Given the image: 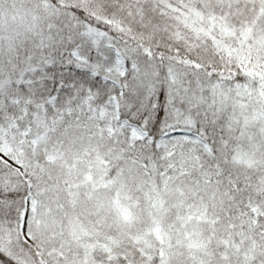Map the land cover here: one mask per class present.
Listing matches in <instances>:
<instances>
[{
  "label": "trees",
  "instance_id": "obj_1",
  "mask_svg": "<svg viewBox=\"0 0 264 264\" xmlns=\"http://www.w3.org/2000/svg\"><path fill=\"white\" fill-rule=\"evenodd\" d=\"M29 1L51 16L42 38L26 36L9 53L18 70L2 59L3 78L25 74L0 92V126L18 125L24 163L22 176L0 162V264H160L166 249L170 264H264V0H195L203 17L227 29L212 38L157 0ZM80 25L142 56L155 73L153 91L131 73L103 79L71 57L77 47L92 53ZM169 65L206 78V89L209 82L230 85L247 125L231 124L232 107L207 105V91L201 101L181 103L184 113L173 119ZM114 100L119 123L110 134V116L98 112L114 116ZM121 122L154 142L187 129L209 150L177 136L167 140L176 147L166 156L154 144L132 142ZM42 135L47 144L36 148L32 141ZM29 195L39 205V228L29 231L28 245L19 224ZM121 201L126 217L111 208ZM158 202L168 239L145 250L148 209Z\"/></svg>",
  "mask_w": 264,
  "mask_h": 264
},
{
  "label": "rangeland",
  "instance_id": "obj_2",
  "mask_svg": "<svg viewBox=\"0 0 264 264\" xmlns=\"http://www.w3.org/2000/svg\"><path fill=\"white\" fill-rule=\"evenodd\" d=\"M157 1L169 7L172 11H179L181 13L185 12L187 16L189 15V18L191 19L189 26H192L195 33L198 31L203 36L212 38V35L215 33L214 31L218 28L219 31H224L225 35L228 34L226 31L227 29H225L222 24L218 22L215 23L212 19L205 18L198 12L194 6L195 0ZM49 11L50 10L47 7H44L42 4L35 1L0 0V92L4 91L14 82L16 84L20 83L24 79L25 74V72L22 74L21 70H19L20 73H18V76L15 72H13L15 78H3L5 72L3 70L4 61L2 59L5 60L7 56L10 59L9 53H13L15 49L14 45L19 42L20 39H23L26 36H31L33 39H40L47 33V26L50 24L49 22L51 16ZM102 21L107 25L112 26L114 29H117L123 36H128L130 34L127 29L121 27L115 22L107 19ZM77 29L79 28L76 26L75 30ZM78 35L83 37L86 43H89L92 46V53L89 52L91 53V56H84L78 47L72 50L69 55H72L71 57L80 63V65L89 69L93 75L103 74V79H108L106 76L109 75L114 78L117 76L123 77L131 73L140 85L148 86L149 91H153L155 73H153L150 66L144 63L142 56H136L137 53L135 50L128 48L121 42L115 41V39L108 33L90 25H80V33ZM14 57L17 59V53ZM10 62L12 63L11 66L13 69L16 68V70H18V62H12V59H10ZM29 64L30 63L27 62V64H23V67L27 69ZM200 79L206 78L198 76V73L188 72L175 65L168 66L167 81L170 85L169 114L173 116V119L176 120L178 117L183 115L184 111L181 108V103L201 101L200 96H202V94L204 96L205 91H207L209 97L204 100L206 103L208 102L207 105L210 107L211 105H216L218 107V111H221L224 107L225 110L232 107L233 109L230 111V115L228 116L229 121H231V124L234 123L237 128L245 127L247 125L245 119L247 116H245V114H243L244 112L240 110L238 100L240 97L237 96L236 92L234 93V90L230 87V85L219 81L215 82L212 86V83L209 82L206 89L204 86L207 85H203V82L200 81ZM224 103L226 106H224ZM113 106L115 109L114 116L105 109L98 112L100 118H106L105 116L107 115L110 116L106 126V129L110 134L114 131L113 128L115 123H117V125L119 123L117 122L118 117L115 114L117 110L116 100H114ZM14 122L0 126V162L11 167L14 171L16 170L23 176L24 163L21 158V141L19 140L20 131L17 128L18 125H15ZM126 125L127 123L121 122L119 129ZM127 127L129 139L132 142H145V144L147 143L146 145L154 144L157 149H164L166 156L171 155L176 147V145L167 144V140L170 137L165 136L166 134L181 131L184 132L183 136H179L182 144L192 142L197 145L202 144L201 139L187 129H172L165 133V135H163L159 140L154 142L139 127L134 125H127ZM260 133H262V131H260ZM32 143L36 148L42 144H47L43 135L32 141ZM202 145L205 151L209 150L207 146L204 144ZM24 206L25 208L21 213L19 228L22 239L29 245L33 243L32 236L29 235V231L31 229L36 230L39 228L38 222L34 220V214H36V209L39 205L36 203L34 197L29 195L24 201ZM111 208L118 211L124 209V217L128 214V207L125 209V205H123L122 201L119 205H111ZM148 210L150 212L147 216L149 217L150 222L148 220V224L144 228V240L147 239V241L145 240V250H155L158 244L164 242V239H168V230H165V228L162 227V225H164V221L161 219L164 218V214L161 212V205L159 202L150 206ZM250 211L255 216H258L261 214L260 212H262L256 207H250ZM0 250L5 251V247L1 243ZM152 256L153 255H150L149 258H152ZM161 257H163L164 260L162 258L160 264L171 263L167 249L166 253L164 255L162 254Z\"/></svg>",
  "mask_w": 264,
  "mask_h": 264
},
{
  "label": "water",
  "instance_id": "obj_3",
  "mask_svg": "<svg viewBox=\"0 0 264 264\" xmlns=\"http://www.w3.org/2000/svg\"><path fill=\"white\" fill-rule=\"evenodd\" d=\"M184 133L181 132V131H175V132H172L170 134H168L167 136L168 137H173V136H178V135H183Z\"/></svg>",
  "mask_w": 264,
  "mask_h": 264
}]
</instances>
